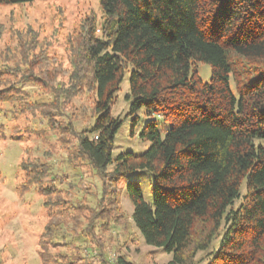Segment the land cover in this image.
Segmentation results:
<instances>
[{
    "label": "trees",
    "instance_id": "obj_1",
    "mask_svg": "<svg viewBox=\"0 0 264 264\" xmlns=\"http://www.w3.org/2000/svg\"><path fill=\"white\" fill-rule=\"evenodd\" d=\"M35 1L48 0H0V6ZM99 1L103 21L86 18L76 34L94 91V122L77 134L76 156L103 181L99 204L117 212L118 189H126L145 242L172 254L164 264H264V0ZM233 56L250 62L242 80ZM197 63L211 68L208 82ZM127 73L131 134L145 108L152 119L139 136L150 146L113 157L122 121L111 111ZM7 74L0 66L3 101L20 94L4 82ZM20 168L19 193L35 187L48 198L57 191L44 181L46 163L26 160ZM144 171L153 176L152 204L131 180ZM53 209L45 228L50 237L67 221L60 209L63 217L52 219ZM106 209L91 214L82 231L68 217L72 231L98 246L95 221L110 218ZM199 253L205 255L198 259ZM114 263L132 264L123 256Z\"/></svg>",
    "mask_w": 264,
    "mask_h": 264
},
{
    "label": "rangeland",
    "instance_id": "obj_2",
    "mask_svg": "<svg viewBox=\"0 0 264 264\" xmlns=\"http://www.w3.org/2000/svg\"><path fill=\"white\" fill-rule=\"evenodd\" d=\"M90 17L96 25L103 21L99 0L0 6V66L8 71L4 82H11L9 86L20 92L12 93L8 101L0 100V264H112L119 256L132 264H164L172 259V254L145 242L133 223L134 205L126 189H118L117 212L106 201V205L99 204L103 181L76 156L77 134L94 122L91 75L76 39L80 25ZM32 39L35 43L29 46ZM20 40L27 41L21 48ZM249 63L232 58V68L241 80ZM196 68L202 81L208 82L212 75L209 65L197 63ZM234 82L232 77L231 90L238 96ZM129 94L127 73L111 111L122 121L113 157L124 152L139 155L150 146L139 136L152 119L145 108L137 113L135 134H131ZM33 159L50 169L44 181L54 184L57 191L48 198L35 187L23 193L17 190L24 176L21 162ZM131 180L139 183L144 200L152 204L153 176L144 171ZM104 206L110 210V218L107 213L95 221L94 241L100 243L93 246L87 233L75 235L68 217L78 219L82 231ZM48 207L54 208L52 219L61 214L67 219L52 237L45 235L51 221ZM204 255L199 253L197 258Z\"/></svg>",
    "mask_w": 264,
    "mask_h": 264
},
{
    "label": "built area",
    "instance_id": "obj_3",
    "mask_svg": "<svg viewBox=\"0 0 264 264\" xmlns=\"http://www.w3.org/2000/svg\"><path fill=\"white\" fill-rule=\"evenodd\" d=\"M112 264H115L114 262H112Z\"/></svg>",
    "mask_w": 264,
    "mask_h": 264
}]
</instances>
